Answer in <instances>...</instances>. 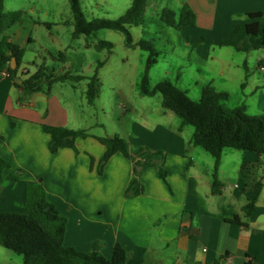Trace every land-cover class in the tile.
Listing matches in <instances>:
<instances>
[{
	"label": "crops",
	"instance_id": "obj_1",
	"mask_svg": "<svg viewBox=\"0 0 264 264\" xmlns=\"http://www.w3.org/2000/svg\"><path fill=\"white\" fill-rule=\"evenodd\" d=\"M173 2L179 3L180 14L187 5L195 12V25L179 30L198 32L187 36L189 55L203 63H219L220 75L227 64L217 58L215 49L221 51L219 57L224 52L233 54L229 51L233 47L221 45L233 25L250 21L249 13L264 10V0H152L155 15L160 16L164 8L175 11L168 6ZM244 53L234 62L238 67L244 61L248 69L246 81L241 80L245 95L241 104L248 110V98H255V110L264 114V77L260 75L264 64H259L264 48ZM250 62L258 70H251ZM209 83L225 91L214 78ZM72 121L69 108L54 93H26L0 72V155L10 163L0 181V212H24L27 182L37 181L68 218L66 246L90 251L98 241L103 255L110 258L120 243L129 253L127 264H213L216 260L264 264V165L257 153L225 148L217 173L221 190L213 193L215 158L198 149L192 141L194 131L188 132L182 119L151 129L135 124L125 137L134 158L118 152L101 173L98 166L106 147L94 137L78 138L76 149L50 151V135L43 125L70 128ZM142 147L147 148L143 153ZM156 151L162 152V158L147 160ZM243 164L250 167L251 180L263 181L248 227L230 222L235 215L246 219L243 208L252 196L241 174ZM159 166L167 171L166 178L159 175ZM15 169L23 171L21 179L8 180ZM135 180L142 192L127 194ZM22 263V255L0 244V264Z\"/></svg>",
	"mask_w": 264,
	"mask_h": 264
},
{
	"label": "trees",
	"instance_id": "obj_2",
	"mask_svg": "<svg viewBox=\"0 0 264 264\" xmlns=\"http://www.w3.org/2000/svg\"><path fill=\"white\" fill-rule=\"evenodd\" d=\"M74 18L73 36L90 35L100 29H113L126 35L127 46H139L149 52L146 63V74L140 85L142 94L153 96L160 93L163 97V107L177 114L182 124L195 128L192 141L209 152L215 158L213 193H219L222 184L218 180V168L225 148H235L253 151L261 157L264 165V114L249 115L245 104L235 108H226L222 104L229 95L225 91H218L212 83L202 88L200 100L192 99L188 93L175 84L170 78L159 80L150 86L148 72L157 63L159 51L151 41L140 39L133 43L130 27L143 25L146 22V12L150 0H133L131 6L117 19L95 18L89 20L81 5V0H69ZM25 11H5L4 0H0V72H5L13 83L26 93L41 91V83L45 80L51 85L54 82L74 79L79 81L85 76L65 73L46 75V68H39L27 78L18 75L26 54V48L13 42L5 34L6 30L22 20ZM250 21L235 23L221 45L233 47L237 51L251 52L264 48V10L249 13ZM161 20L167 25L181 30L195 25V12L190 6H185L177 18L174 10L164 8L160 14ZM47 26L50 24L46 23ZM31 40V39H30ZM98 49L112 51L113 44L107 40L99 41ZM17 66L13 68L12 59ZM104 64L99 62L94 75L89 77L86 95L89 103H93L98 96V69ZM264 64V60L260 61ZM51 92L48 89L47 94ZM45 132L50 135L49 149L56 152L61 148L76 149L78 138L94 137L106 147L98 170L101 173L105 163L116 153L121 152L126 157L134 158L126 139L114 136H96L89 134L86 129H73L67 126L43 125ZM1 137V136H0ZM141 153L147 148L142 147ZM147 160L162 158V152H150ZM143 164L137 162V165ZM10 167V163L0 155V181L4 179L3 170ZM159 175L166 178L167 171L162 166L158 168ZM23 171L15 169L7 179L17 181L21 179ZM242 176L247 180V186L252 192L251 199L244 206L245 220L235 215L230 222L242 227H248V219L252 216L255 205L263 189L262 179L251 180V170L246 164L241 168ZM142 192L138 180L127 189V194ZM68 218L63 215L49 198L43 184L37 181L27 182L25 211L0 212V244L23 256L22 264H127L129 253L120 243L114 246L110 258L101 252V243L96 241L90 251H81L72 246H66L65 234ZM226 258V256L224 257ZM216 260L213 264H220Z\"/></svg>",
	"mask_w": 264,
	"mask_h": 264
},
{
	"label": "rangeland",
	"instance_id": "obj_3",
	"mask_svg": "<svg viewBox=\"0 0 264 264\" xmlns=\"http://www.w3.org/2000/svg\"><path fill=\"white\" fill-rule=\"evenodd\" d=\"M132 1L81 0V5L89 20L95 18L113 20L119 18L131 6ZM168 6L175 8L178 18L179 3H168ZM4 9L25 11L22 20L5 32L13 42L26 48L20 67V77L27 78L40 67L46 68L48 76L52 73L55 76L65 73L85 76L79 81L70 78L51 85L45 78L41 83V91L47 93L51 88V92L69 108L74 120L71 122V126L74 127L70 128H85L92 135H118L125 139L135 124H143L151 129L159 123L170 124L174 119L181 121L180 116L163 107V97L160 93L153 96L142 94L140 85L146 74L149 52L136 45L127 46L124 33L105 28L90 35L74 37V18L69 0H4ZM155 14L150 0L146 22L130 27L133 43L140 39L151 41L159 51L157 63L148 72L150 86L153 87L163 78H170L192 99L198 101L203 86L214 78L218 85L222 84L229 95L228 99L222 101L224 107L235 108L241 105V100L245 98L241 83L246 81L244 78L248 69L246 64L244 67V61H241L238 67L234 62L235 57H245L246 54L231 48L229 51H234L233 54L224 52L219 57L221 51L216 48L214 54L227 64L224 75H220L219 63L215 64L213 61L203 63L195 58L193 53L189 55L191 50L186 46L187 36H195L198 32L193 28L179 31L164 23L160 16ZM203 32L207 38L209 34ZM101 40L113 44L111 52L106 48L95 47ZM101 61L104 64L99 67L97 74L98 96L91 104L86 97L87 84ZM229 64L233 65L228 66ZM249 66L251 70H258L257 64L253 65L250 62ZM260 75L264 77V73L260 72ZM254 100L255 98H248L247 102L251 107L247 113L257 116L260 114L255 110ZM186 129L191 134L195 130L191 125ZM198 149L212 157L203 148ZM227 168L231 173L232 165Z\"/></svg>",
	"mask_w": 264,
	"mask_h": 264
},
{
	"label": "water",
	"instance_id": "obj_4",
	"mask_svg": "<svg viewBox=\"0 0 264 264\" xmlns=\"http://www.w3.org/2000/svg\"><path fill=\"white\" fill-rule=\"evenodd\" d=\"M12 64H13V65H12L13 68H15V67H16V60H15V58L12 59ZM14 64H15V65H14Z\"/></svg>",
	"mask_w": 264,
	"mask_h": 264
}]
</instances>
